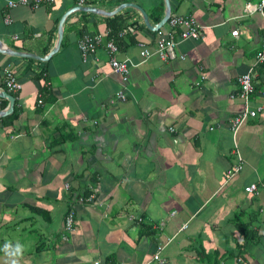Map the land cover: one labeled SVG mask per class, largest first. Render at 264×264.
I'll return each instance as SVG.
<instances>
[{
    "label": "crops",
    "instance_id": "0c3cea01",
    "mask_svg": "<svg viewBox=\"0 0 264 264\" xmlns=\"http://www.w3.org/2000/svg\"><path fill=\"white\" fill-rule=\"evenodd\" d=\"M6 1L2 47L39 56L56 45L62 15L79 6L55 0L10 8ZM258 1L170 0L171 15L194 17L203 35L179 41L167 60L142 59L139 43L154 49L158 32H170L168 20L150 30L130 6L110 15L71 12L46 61L0 52V80L11 70L21 84L17 92L0 86L15 97L12 112L0 115V232H30L36 264H158V245L168 264H264V113L235 137L229 129L242 108L231 97L237 77L260 48L264 18L245 8ZM124 3L143 8L151 25L163 17L164 0L84 6L108 12ZM85 34L114 39L116 57L133 63L126 79L112 71L103 42L83 61ZM254 84L264 88V65ZM121 89L126 99L111 103ZM0 99L4 110L9 101ZM238 161L242 169L227 179ZM250 183L257 193L244 190ZM10 253L0 264H25Z\"/></svg>",
    "mask_w": 264,
    "mask_h": 264
},
{
    "label": "built area",
    "instance_id": "2783aa9c",
    "mask_svg": "<svg viewBox=\"0 0 264 264\" xmlns=\"http://www.w3.org/2000/svg\"><path fill=\"white\" fill-rule=\"evenodd\" d=\"M55 0H7L6 5L8 7H17L21 5L30 6L31 8H37L42 4H53ZM87 0H77L76 3L79 6L85 5ZM245 8L249 12H259L264 18V0H259L256 4L246 3ZM4 21L6 23L10 22V17L5 16ZM168 25L170 32L167 35H162L159 31V38L156 41V46L154 49H149L145 47L143 43H139L140 50L139 55L142 59H146L151 55H157L162 60H167L175 57L174 48L179 43L185 39H198L203 35V27L197 22V20L192 16H181V15H171L168 19ZM127 30V29H126ZM129 31H133L132 27H128ZM174 34L177 36L175 37ZM232 35H237L238 30H233ZM103 42L105 49L110 55L109 65L112 71L119 74L126 79L129 73L130 66L133 65L132 61L126 57L122 60L116 57L118 51V46L113 38L103 41V37L100 34L94 35H83L82 39L78 43V48L82 54L83 61L87 60L90 54H93L99 44ZM180 58H184L183 55ZM264 65V28L261 34L260 48L256 52L252 63L249 65L248 69L237 77L238 91L236 94L231 95L232 98H238L242 102V108L235 113L229 119V129L231 130L233 136L235 137L239 129L244 125L249 119L257 117L259 114L264 113V88L257 89L254 84V78L256 76L257 68ZM4 83L6 88L10 92H17L21 88V84L16 80L13 72L11 70H6L4 73ZM126 95L124 91L118 90L113 98L110 100L111 103L115 101L125 100ZM42 99L38 100L41 103ZM212 129V128H211ZM240 160V159H239ZM242 169V163L238 161L230 169L227 170V179L233 177ZM67 186V185H66ZM261 188L264 189V183H260ZM245 191L254 193L258 191L257 183H250L244 188ZM75 217L73 211H68L65 217V226L67 230L73 229ZM186 227V224L183 225ZM163 245H158L157 251L153 255V259L158 262V264H168L163 258L159 256L160 250ZM95 264H106L99 260L95 261Z\"/></svg>",
    "mask_w": 264,
    "mask_h": 264
},
{
    "label": "water",
    "instance_id": "95a60500",
    "mask_svg": "<svg viewBox=\"0 0 264 264\" xmlns=\"http://www.w3.org/2000/svg\"><path fill=\"white\" fill-rule=\"evenodd\" d=\"M127 6L134 7L135 9H137V11H139L141 13L146 26L150 30H153V31L159 29L168 20V18L171 15L170 0H164L163 17L161 18L159 23H157L155 25H151V23L149 22L148 15H147L146 11L143 8H141L139 5L134 4V3L121 4L119 7L115 8L113 11H108V12H104V11L101 12L99 9H96V8L90 7V6H84V5L76 6V7H73L72 9H69L68 11H66L62 15V17L60 18L59 24H58V31H57L58 39H57L56 45L54 46V48L47 55L39 56V55H36V54H33V53H29V52L14 51V50L2 47L1 42H0V52L7 53V54H10V55L31 57V58H35V59H38V60H41V61H46L57 51L58 47L60 46L61 39H62V36H63V24H64V21H65L66 17L71 12H73V11L78 9V10H84V11L100 12V13H103L105 15H110V14L117 13L118 11H120L121 9H123L124 7H127ZM0 97L6 98L9 101L8 107L6 109H4V110H0V115L4 116V115H7V114H10L12 112V110H13V105L15 103V97L11 93H9L7 90H4V89L0 90Z\"/></svg>",
    "mask_w": 264,
    "mask_h": 264
},
{
    "label": "rangeland",
    "instance_id": "374dc122",
    "mask_svg": "<svg viewBox=\"0 0 264 264\" xmlns=\"http://www.w3.org/2000/svg\"><path fill=\"white\" fill-rule=\"evenodd\" d=\"M0 233V242L8 244V246L11 248V250H8L6 248L7 245L4 246L3 244H0V260H2L3 258L2 253L18 252L17 255L12 253L16 256L14 261L16 259H20L23 263L29 264L30 261L27 262L28 254H32L35 251V243H37L38 240L34 239V236H31L30 232L24 231L22 229L8 228L3 232L1 231ZM4 247L6 249V252L3 251ZM36 258L37 255L34 252L30 264H36Z\"/></svg>",
    "mask_w": 264,
    "mask_h": 264
},
{
    "label": "trees",
    "instance_id": "16d2710c",
    "mask_svg": "<svg viewBox=\"0 0 264 264\" xmlns=\"http://www.w3.org/2000/svg\"><path fill=\"white\" fill-rule=\"evenodd\" d=\"M115 18H116V16H113V17H112V19H114V20H115ZM155 20L158 21L159 19L156 18ZM111 32L116 33L115 30H114V31L112 30ZM3 77H4V75L2 76V79H3ZM0 86H1V87H4L5 89H7V88H6V85H5V83H4V81H1V80H0ZM40 90H41V94H45V93H46L44 87L40 88ZM2 101H5V99H4V100L2 99ZM0 102H1V99H0ZM0 106L2 107V105H0ZM16 116H17V109H14L13 113L10 115L11 121H12L13 119H15Z\"/></svg>",
    "mask_w": 264,
    "mask_h": 264
}]
</instances>
